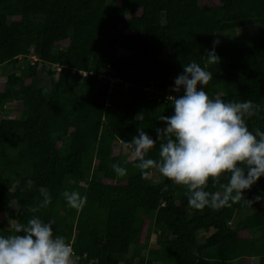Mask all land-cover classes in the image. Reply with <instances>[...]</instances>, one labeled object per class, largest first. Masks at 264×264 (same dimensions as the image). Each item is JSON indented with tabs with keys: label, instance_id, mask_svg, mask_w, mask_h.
<instances>
[{
	"label": "trees",
	"instance_id": "16d2710c",
	"mask_svg": "<svg viewBox=\"0 0 264 264\" xmlns=\"http://www.w3.org/2000/svg\"><path fill=\"white\" fill-rule=\"evenodd\" d=\"M247 25L257 31L235 33ZM218 33L227 37L207 64ZM19 56L37 59L0 86V114L22 105L0 119V217L15 201V221L26 223L43 188L50 202L35 215L52 222L76 263L264 264V201L246 200L264 190V176L230 206L197 210L186 186L151 181L157 168L141 175L134 153H114L133 151L137 128L155 138L177 95L171 76L193 61L211 73L209 96L252 101L247 127L264 131V0H0V64ZM161 142L145 158L159 159ZM226 182V173L209 177L205 190ZM66 189L84 197L79 209L66 205ZM238 211L247 213L234 220ZM13 228L0 222V235Z\"/></svg>",
	"mask_w": 264,
	"mask_h": 264
},
{
	"label": "clouds",
	"instance_id": "9594fccd",
	"mask_svg": "<svg viewBox=\"0 0 264 264\" xmlns=\"http://www.w3.org/2000/svg\"><path fill=\"white\" fill-rule=\"evenodd\" d=\"M218 43L213 39L212 48L206 51L207 64L219 59L215 53ZM210 78L211 73L195 61L183 64L171 85L177 95L168 97L172 114L158 117L164 126L154 129L155 138L137 128L127 141L141 175L155 167L162 176L186 186L187 203L197 210L230 206L244 197L242 190L250 189L264 176V131H250L246 124L257 105L250 100L225 102L219 95L209 96L204 85ZM157 141H162L159 159L145 158ZM111 167L117 175L125 174L124 168L116 164ZM222 173L227 174V182L219 184L218 191H206L209 177L215 184ZM31 186L29 179L26 187ZM40 191L42 200L29 208L31 218L16 223L13 234L0 235V264H70L72 250L65 238L53 234L51 221L35 215L50 202L48 192L43 188ZM61 195L68 207L79 209L84 203V197L75 190L66 189ZM246 200L249 205L264 201V190Z\"/></svg>",
	"mask_w": 264,
	"mask_h": 264
},
{
	"label": "rangeland",
	"instance_id": "374dc122",
	"mask_svg": "<svg viewBox=\"0 0 264 264\" xmlns=\"http://www.w3.org/2000/svg\"><path fill=\"white\" fill-rule=\"evenodd\" d=\"M236 34L237 35H241L243 33H247V35L251 34V33H255L257 31V25H247V26H243V27H239V28H236L235 30ZM232 30L229 31L228 34H232ZM246 35V36H247ZM227 37V34H223V33H218L216 35V39L218 40H222L223 41L226 39ZM19 63L16 64L15 66L11 63H4V64H0V86L4 84V82L6 81L7 79V76L16 71V72H20V69L23 68V67H26V61H29L30 63L34 62L37 57L35 56H29L27 57L26 59L22 58V56H19ZM40 74L41 76H45L46 73L45 71H43V67L40 68ZM177 74L175 75H172L171 76V85L173 84V80L174 78L176 77ZM44 85L45 86H49V81L48 80H44ZM170 85V86H171ZM171 91V87L169 88ZM153 92L155 93V90H153ZM21 108H22V105L20 102L18 101H13L11 103H8L7 106H6V111L3 112L2 114H0V119L3 118V117H18L19 116V113L21 111ZM115 154H121V157L123 159H126V158H130V156L132 155L133 156V151L129 150V149H121V148H116L115 151H114ZM160 173H158L159 175ZM158 175H157V170H154V173L152 172V174L150 173V178H151V181H157L158 180ZM160 177V175H159ZM164 176H162L161 179H163ZM17 212V205L15 203V201H12L10 203V205L8 206V209H7V213L3 216V217H0V222H4L5 223V226H8V227H12L16 224V221H15V214ZM247 212H242V211H238L237 213V218H234V220H238L240 216H242L243 214H246ZM234 222V221H233ZM230 223V224H233ZM200 234H202L203 236H206V234L204 232H201ZM150 245L154 246L155 245V235L154 233H152L151 235V238H150ZM143 253L145 254L146 251H143ZM73 260L74 258L71 256V258L69 257V261H70V264L73 263ZM237 262V261H236ZM255 260L253 259L252 263H254ZM122 264V263H120Z\"/></svg>",
	"mask_w": 264,
	"mask_h": 264
},
{
	"label": "crops",
	"instance_id": "0c3cea01",
	"mask_svg": "<svg viewBox=\"0 0 264 264\" xmlns=\"http://www.w3.org/2000/svg\"><path fill=\"white\" fill-rule=\"evenodd\" d=\"M154 170H157V175H158V173H159V171H158V169H152L151 170V174H152V172L154 173ZM159 175H160V177H159ZM158 175V180H161V178H162V175L161 174H159ZM255 260V262L254 263H252V264H257V261H256V259H254ZM252 261H253V259H252Z\"/></svg>",
	"mask_w": 264,
	"mask_h": 264
},
{
	"label": "built area",
	"instance_id": "2783aa9c",
	"mask_svg": "<svg viewBox=\"0 0 264 264\" xmlns=\"http://www.w3.org/2000/svg\"><path fill=\"white\" fill-rule=\"evenodd\" d=\"M81 74L84 75L85 73H81ZM71 256H70V258H71ZM72 264H79V263H76L75 260H73V263ZM86 264H89V263H86Z\"/></svg>",
	"mask_w": 264,
	"mask_h": 264
}]
</instances>
